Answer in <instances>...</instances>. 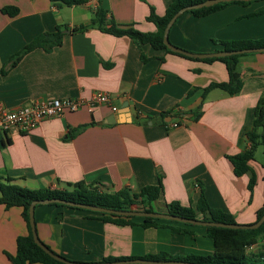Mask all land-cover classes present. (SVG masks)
<instances>
[{"label":"crops","instance_id":"1","mask_svg":"<svg viewBox=\"0 0 264 264\" xmlns=\"http://www.w3.org/2000/svg\"><path fill=\"white\" fill-rule=\"evenodd\" d=\"M171 2L87 0L59 9L51 0H0V109L53 99L88 101L98 91L111 97L109 104L66 112L28 132L0 127V176L34 190L85 183L133 194L157 186L161 178L156 213L169 214L166 203L171 202L196 209L203 195L210 208L231 215L237 224L256 222L264 206V146L258 145L251 170L242 176L235 175L228 157L251 146L248 135L264 92V52L240 57L241 92L212 89L205 96L208 86L229 80L225 62L186 59L95 28L73 32L91 23L99 5L117 24L155 32L147 21L151 7L162 16ZM10 6L18 10L13 17L3 12ZM59 25L66 26L62 45L34 49L11 66L14 55ZM169 40L193 53L222 51V42L264 40V0L231 4L205 17L185 12ZM111 116L114 123L108 122ZM100 216L53 203L35 209L40 240L74 262L208 256L215 250L204 226L160 219L158 226L144 227L137 216L132 224L118 225ZM25 235L22 209L0 205V264H13L8 255H16L17 239Z\"/></svg>","mask_w":264,"mask_h":264},{"label":"trees","instance_id":"2","mask_svg":"<svg viewBox=\"0 0 264 264\" xmlns=\"http://www.w3.org/2000/svg\"><path fill=\"white\" fill-rule=\"evenodd\" d=\"M56 8L73 7L84 4L87 0H51ZM206 0H172L167 7L165 13L161 16L157 14L155 8L151 7L147 21L156 26L155 32L144 33L135 28L134 25H120L112 18L108 17V12L102 6L94 11L93 18L89 25H80L73 32H85L88 29H98L107 34L114 36H127L136 44L150 45L152 48L165 50L168 53L178 55L180 57L195 60L213 62L221 60L226 63L228 69L229 80L224 83H213L205 89L206 93L212 89H221L229 95H236L243 88V80L238 71L239 59L246 54L233 55L222 58L197 59L188 58L169 50L163 43L165 28L171 18L182 8L193 4L201 3ZM253 1L247 2H224L214 5L209 8L190 10L195 17H205L214 12L224 9L231 4H250ZM3 12L10 17L15 16L18 10L15 7H6ZM66 26H57L55 32L44 33L36 37L29 43L21 52L11 58V66H15L29 52L37 48L50 50L53 47L60 46L63 43L64 29ZM222 51H239L246 49L264 48V40L260 41H229L222 42ZM218 52V51H217ZM142 61H147L148 58L144 54L141 55ZM167 115L162 114L161 118ZM166 124V123H165ZM177 124V123H176ZM178 126V124H177ZM250 148L245 149L242 153L229 156L234 173L236 176H242L251 170L250 162L254 160V154L258 145L264 146V92L256 106L254 125L252 132L248 135ZM254 179L250 181V188L254 185ZM163 194L162 180L159 179L157 186H148L143 188L139 193L133 194L128 190L123 189L115 193H109L102 190L96 184L77 183L71 185L67 190L58 189H41L34 190L22 187L16 184L15 180L9 176H0V205L7 209L19 207L22 209V218L27 228V235L17 239V252L15 256H9L13 264H64L46 254L33 239L30 219L29 207L35 200L58 199L66 202H73L89 206H96L115 211H134V212H154L153 204ZM59 207L67 205L53 203ZM37 207V206H36ZM71 207V206H68ZM75 208V207H74ZM167 212L181 218L192 220H200L199 214L203 215L202 221L237 224L231 215L221 211L214 210L209 207L204 196H201L196 209L183 207L178 202L166 203ZM97 219L108 223L115 224H132L130 222L134 217L120 216L110 213H100ZM264 215V206L257 212L256 221ZM143 226H158L157 221L160 219L144 217ZM207 237L214 243V253L208 256H188L180 258H171L159 255H147L144 257H122V258H107L102 262H116L129 260H148V261H185L198 264H264V223L255 230H239L219 227H206ZM259 244H262L258 246ZM258 247V248H257Z\"/></svg>","mask_w":264,"mask_h":264},{"label":"water","instance_id":"3","mask_svg":"<svg viewBox=\"0 0 264 264\" xmlns=\"http://www.w3.org/2000/svg\"><path fill=\"white\" fill-rule=\"evenodd\" d=\"M247 2V1H253V0H206L201 3L193 4L191 6L182 8L179 10L168 22L163 36V43L164 45L171 50L174 53L183 55L188 58H197V59H208V58H222V57H229L233 55H239V54H245V53H253V52H264V48H255V49H246V50H239V51H218V52H212V53H193L189 52L187 50H183L181 48H178L174 46L170 40H169V33L172 28V26L175 24L177 19L183 15L185 12L190 10H197L202 8H209L214 5H217L219 3L224 2ZM66 33H70V31H65ZM109 123L115 122V117L111 116L108 120ZM52 203H58V204H64L71 207H76L80 209H86L94 212H100V213H110L120 216H137V217H149V218H156V219H167V220H174L177 222H182L186 224H194V225H200L204 227H219V228H229V229H239V230H255L262 226L264 223V215L261 219L256 221L253 224L250 225H239V224H225V223H216V222H207L202 220H192L187 218H181L170 214H161L156 212H134V211H115L110 209H105L101 207L96 206H89L84 204H78L73 202H66L63 200L58 199H46V200H35L30 204L29 207V219H30V227L33 235L34 242L49 256H51L53 259L64 263V264H198V263H190L185 261H148V260H129V261H116V262H94V263H84V262H74L67 260L60 255L54 253L48 246H46L39 238L36 228V220H35V209L38 205H46V204H52Z\"/></svg>","mask_w":264,"mask_h":264},{"label":"built area","instance_id":"4","mask_svg":"<svg viewBox=\"0 0 264 264\" xmlns=\"http://www.w3.org/2000/svg\"><path fill=\"white\" fill-rule=\"evenodd\" d=\"M111 103L108 92L98 91L88 100L76 99H53L37 101L28 107L19 108L13 111L0 109V127L8 130L16 127L21 132H28L38 127L43 121L51 118H60L66 112H76L84 106L92 111L93 108L103 104ZM116 107L113 110L116 111ZM177 126V124H174Z\"/></svg>","mask_w":264,"mask_h":264},{"label":"rangeland","instance_id":"5","mask_svg":"<svg viewBox=\"0 0 264 264\" xmlns=\"http://www.w3.org/2000/svg\"><path fill=\"white\" fill-rule=\"evenodd\" d=\"M28 107V106H27Z\"/></svg>","mask_w":264,"mask_h":264}]
</instances>
